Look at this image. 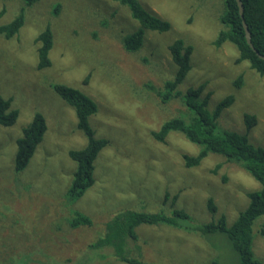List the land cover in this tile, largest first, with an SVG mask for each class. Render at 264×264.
Returning <instances> with one entry per match:
<instances>
[{"label": "rangeland", "instance_id": "374dc122", "mask_svg": "<svg viewBox=\"0 0 264 264\" xmlns=\"http://www.w3.org/2000/svg\"><path fill=\"white\" fill-rule=\"evenodd\" d=\"M140 2L172 25L162 33L147 30L143 46L129 51L122 37L141 25L116 0H40L32 5L0 0V24L22 11L25 16L18 35H0V94L13 96L12 105L19 110L15 124L0 125V264H26L32 257L48 264H129L108 250L101 252L107 255L104 259L87 260L92 254L87 240L102 234L116 212L165 210L168 196L167 202L173 200L174 206L206 220L211 218L207 201L213 197L232 222L246 205L247 192L259 187L242 165L222 154L211 153L188 167L183 155L197 154L199 145L180 132H171L166 141L152 134L175 114L178 103L162 104L146 84L158 88L172 77L176 65L168 45L183 38L194 45L193 70L185 85L206 82L213 91L211 107L233 93L235 101L222 111L220 126L245 131L243 114L255 113L259 121L250 139L264 147V75L248 61H237L233 43L215 44L223 27L224 0ZM47 26L55 38L52 64L40 68L36 38ZM56 83L80 88L96 100L98 111L90 124L96 136L109 139L96 160L95 184L70 208L64 198L77 163L68 152L84 146L87 138L77 128L74 108L53 88ZM37 112L45 116L48 128L29 165L18 172L17 139ZM74 210L88 214L94 224L70 228L68 217ZM136 232L143 245L132 249L147 264H214L211 246L192 231L161 223L142 224ZM208 239L227 249L218 264H240L224 235ZM254 240V249L264 255V236Z\"/></svg>", "mask_w": 264, "mask_h": 264}, {"label": "trees", "instance_id": "16d2710c", "mask_svg": "<svg viewBox=\"0 0 264 264\" xmlns=\"http://www.w3.org/2000/svg\"><path fill=\"white\" fill-rule=\"evenodd\" d=\"M24 1L27 5H32L40 0ZM116 1L127 6L132 17L141 25L140 28H136L135 31L124 34L122 37L123 45L129 51H137L143 46L147 30L162 33L171 28L172 24L169 20L163 19L147 9L140 0ZM242 1L245 6L244 17L251 31L252 43L260 53L264 54V0ZM224 2V11L220 17L223 27L215 44L220 46L224 42L233 43L239 51L237 61H248L252 68L264 75V58L259 56L247 41L237 0H224ZM58 9L59 4H56L54 13L57 14ZM3 13L4 11L1 15ZM24 22L25 16L22 11L12 20L0 24V35L7 38L18 35ZM93 34L97 35L96 32ZM36 40L39 43L38 67H48L52 64L50 51L55 41L52 28L47 26L38 34ZM168 51L176 65L175 73L158 88L154 83L146 84V86L160 95L162 104L176 102L178 105L175 104V114L166 118L158 129L152 131L153 136L158 140L166 141L171 132H180L187 139L199 145L197 154L185 153L183 155L188 167L199 165L211 153L222 154L228 160L242 165L257 180L259 187L247 192V203L234 215L232 219L236 218L232 222H228L227 215L219 211L213 197L207 201L211 218L206 220L197 219L185 208L174 206L173 200L167 202L168 196L163 200L165 210H160L161 208L159 211L120 210L106 222L102 234H97L93 236V239L87 240V248L92 252L87 260L92 261L94 256L104 259L107 255L101 252L108 250L110 255L120 261L129 264H147L134 254L136 253L134 250H141L143 245L136 228L142 224L164 223L200 235L205 244L208 243L211 246L212 255L210 257L214 264L224 261L222 258L227 250H221L220 244L215 241L210 243L208 237L215 234H222L226 237L240 264H264V255L254 249L255 237L264 236V147L255 145L250 139V132L258 124V116L250 112L243 114L245 131L222 128L219 124V117L222 111L235 101L234 94L226 95L214 107H211L210 99L213 91L207 90L206 82L185 85V78L193 70L191 56L194 45L186 42L183 38H178L168 45ZM241 81L242 75L239 76L236 86H240ZM53 88L63 100L74 108L77 128L87 138L84 146L71 148L68 152L70 158L77 163L76 170H73L71 185L66 191L67 197L64 198L68 204L67 207H69L95 184L96 160L101 151L109 144V139L96 136V131L90 124L91 116L93 117L98 111L97 102L93 97L80 88L65 83H56ZM12 97L0 94V125L12 126L19 117V110L12 105ZM47 128L46 118L40 112L35 113L30 123L23 128V135L17 139L14 165L16 171H23L29 165ZM174 202H176V197H174ZM166 203L170 204L165 206ZM56 209L61 212L60 208ZM52 212L55 213V211L49 213ZM68 221L70 228L73 229L94 224L88 214L79 210H74L68 217ZM58 230L62 231L61 226ZM62 236L64 237L63 234ZM132 243L133 245H131ZM95 251H98L99 254L95 255L93 253ZM31 262L48 264L40 259L35 260L33 257L26 264Z\"/></svg>", "mask_w": 264, "mask_h": 264}, {"label": "water", "instance_id": "95a60500", "mask_svg": "<svg viewBox=\"0 0 264 264\" xmlns=\"http://www.w3.org/2000/svg\"><path fill=\"white\" fill-rule=\"evenodd\" d=\"M237 3H238V6H239V12H240V15L242 17V21H243V26L245 28V32H246V38H247V41L248 43L253 47V49L256 51V53L263 57L264 58V54L263 53H260L258 51L257 48H255L254 44L252 43V40H251V31L249 29V25L244 17V10H245V6H244V3L242 0H237Z\"/></svg>", "mask_w": 264, "mask_h": 264}]
</instances>
